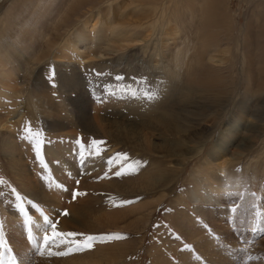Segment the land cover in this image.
<instances>
[{
	"label": "rangeland",
	"instance_id": "374dc122",
	"mask_svg": "<svg viewBox=\"0 0 264 264\" xmlns=\"http://www.w3.org/2000/svg\"><path fill=\"white\" fill-rule=\"evenodd\" d=\"M22 1L11 0L5 11ZM133 1L118 0L108 17H86L77 28L87 39L85 48L75 49L69 38L49 60L50 51L41 40L56 34V25L75 0H48L35 6L40 12L34 18L39 25L34 40L27 35L25 22L10 35L16 37L23 57L8 65L0 60V121L10 120L22 108L29 118L10 133L0 132V264H264V127L243 136L249 118L241 112L232 118L236 104L264 114V94L258 93L264 90L258 87L262 68H257L259 63L264 67V30L254 20L264 19V0H220L224 18L235 24V30L230 31L233 42L223 41L218 55L228 63L238 55V64L227 67L222 88L214 87L207 97L194 93L183 99L182 106L196 122L206 111L212 114L217 104L228 105L223 111L226 118L202 155L190 159L176 180L172 170L166 186L148 193H135L133 187L158 163L163 166L179 159L153 152L171 138L170 132L147 125L157 112L146 114L135 108L136 100L144 104L154 97L143 91L142 67L129 66L134 60L128 54L136 49L108 55L103 61L90 50L93 39L107 43L133 34L139 40L144 36L137 26L147 23L150 15L135 10ZM17 18L31 19L26 13ZM110 19L117 38L109 34ZM122 55L125 59L120 61ZM247 61L251 62L249 85L241 75ZM79 63H84L81 71L76 68ZM132 68L139 71L132 73ZM210 81L216 85L214 78ZM248 89L251 92L245 95ZM179 96H172L168 104L177 105ZM184 120L170 122L180 131ZM202 124L200 132H213L210 119ZM129 128L139 131L146 144L126 145L124 134ZM244 138H251L253 146L240 145ZM7 140L12 141L11 148L4 151ZM186 146L178 147L187 152ZM213 146L219 152L215 164L238 159L229 164L231 186L194 175L210 159ZM10 151L14 159L7 158ZM206 195L216 198L205 202ZM146 211H153L150 218Z\"/></svg>",
	"mask_w": 264,
	"mask_h": 264
},
{
	"label": "bare ground",
	"instance_id": "6f19581e",
	"mask_svg": "<svg viewBox=\"0 0 264 264\" xmlns=\"http://www.w3.org/2000/svg\"><path fill=\"white\" fill-rule=\"evenodd\" d=\"M10 1L11 0H0V60H3L7 65L12 64L14 60H17L18 58L23 57L21 50H19L16 37L9 38L10 35L15 33L19 23L25 22L26 26L29 27L27 35L34 40L37 37V28L39 26L34 21V18L40 12L35 6L45 4L48 0H24L18 4L11 5L10 9L5 11L6 4ZM117 1L118 0H81L80 3H78L75 0L71 5L72 7L69 6L71 7L70 9H65L62 22L56 25V34H50L47 38H42L43 41L41 40L40 44H46L50 51L47 60H49L53 53L61 48L62 44L67 42L69 38L70 40H73V46L75 49L80 50L81 48H85L87 45V39L81 31L77 30L78 26H80L81 23L82 25L84 24L86 17L89 18L90 16H95L99 19L103 14L108 17L111 15L110 8L112 4L114 5ZM131 6L137 11L150 15V20L147 23L137 26L138 31L145 32L144 36H140L141 39L139 40V38L135 36L136 34H133L129 38L126 36L115 40H113V38L111 41L108 40L107 43H99L97 39H93L94 43L90 47V50L91 52H94L93 56L95 59L97 58L99 61H103L109 58L108 55H113L122 50L123 52H128L129 50L136 49V51H131V55L128 54V57L134 60V62H129V66L132 67L133 65H137L142 67L143 72H141V76H143L145 80H143V83L140 81V83L146 87H144L143 91L151 93L154 97H151L148 101H144V104H142V100H136L135 108L137 110L144 109L146 114L157 112L158 114L152 116L150 120L146 121L147 125L150 128H153V130L157 127L160 130L163 128L170 132L171 138L165 140L164 144L159 149L153 151L151 150L152 148H145L154 153L162 154L161 157L164 158H179L178 161L176 160V163L172 160L168 161L163 166L158 163V168L153 170L154 172L144 174L136 184L137 188L136 186L133 187L135 193H148L166 186L165 181L172 170L175 172L172 179L176 180V175L179 172H182V169L186 167L187 162L194 157L202 155L203 150L208 146L209 142L213 140V137L216 134V128L226 118V113H223V111L228 105L224 107L223 105L217 104V109L213 110L212 114H207L206 111V114L201 115V118L195 122L189 118V115L193 113L187 111V106H182L183 99H187L194 93H198L201 97H207L214 87L222 88L223 82L226 83L224 78H227L226 75H228H225V72L229 67H234L238 64V55L234 57L231 63L226 62L224 57L218 55L219 50L223 46V41L230 40L233 42L234 38L230 31L235 30V24L230 25L229 21L228 23L226 22V18H224L221 11V9L225 11L224 5H220V0H134ZM262 6H264V4ZM18 9L21 11L19 14L16 13V10ZM102 9H104V11H102ZM23 13L28 14L31 19L28 21L18 20L17 17ZM60 14H62V11ZM256 15L257 10L255 16ZM256 19L257 18L254 20L259 24L260 31L264 30V19ZM100 22L99 25L102 24V21ZM111 23L112 20L110 21V26L108 25L109 34L111 33L117 38L118 31ZM96 28L97 25H94L93 30ZM42 32L43 29L40 28V33L42 34ZM89 33L90 31L88 34ZM109 34L107 33L106 37H108ZM134 39H136V41H133ZM8 40H10L9 43ZM19 43L24 45V42ZM171 46L173 47L170 48ZM236 49L238 54V47ZM244 53L246 55L245 51ZM123 55L125 54L123 53ZM123 55L121 56L120 61L125 59V56ZM245 58L246 57L244 56L243 61ZM144 59H147L148 61L146 64L143 62ZM52 62H55V60ZM248 63L249 62L247 61L241 68V75L247 77V85H249L252 79ZM82 64L84 65V63H79V65L76 66L78 71L82 70ZM61 65L65 67L70 66V64L66 62H62ZM118 66L120 67V64ZM257 68H262V70H258L260 74V84L258 87H264V76L262 75L264 74V67L259 63ZM135 71L139 70L134 68L132 73ZM222 75H225V77H222ZM235 75L236 72L234 76ZM30 76L31 73H29L28 77ZM210 78L215 79V86L211 85ZM26 80L24 82H27ZM136 84H138V82H136ZM260 91L261 92L258 93L264 94V90ZM248 92H251V90H246L245 95H248ZM174 95H180L175 103L177 105L168 104L171 97ZM161 98H164V101H161ZM168 98L169 100L166 101ZM178 102H181V104L179 105ZM252 106L253 108L256 107L254 105ZM241 107L244 108L241 109ZM240 112L241 115L249 118L248 123L246 124V130L242 132L243 136L253 134L255 133L254 131L258 132L257 129L264 127L262 111L256 110L253 112L251 108H247L244 104L239 107L238 104H236L232 118L238 117V113ZM179 117L185 119L182 124V130L180 131L177 129L175 130L170 122L172 118ZM25 118L29 117L25 114L24 109H19L18 112L14 113V116L10 120L6 122L0 121V132L10 133L11 130ZM95 119L96 118H94L92 122L95 123ZM206 119H210L213 123V132L208 135H205L204 131L200 132V128L204 126L202 123H204ZM172 135L177 139L176 141L173 140ZM114 137L117 138L118 135L116 134ZM124 137L126 145L128 146L137 143L146 144L143 135L134 128H129L124 134ZM250 143L252 144L250 145ZM11 144V140L3 142L2 148L4 151L11 148ZM185 144H187L186 147H188L190 151H180L179 147L182 148ZM239 144L246 147H252L253 140L251 141V138H244ZM223 147L227 148V146ZM13 153V151H10L7 158H13ZM217 153L219 152L216 147L213 146L212 152L208 155V158L210 159L206 158L205 165L201 172L195 171L194 175H199L204 182L209 179L211 181L215 180L216 182H219L220 185L224 182H228L229 186H231L232 175L228 171L229 164L235 163L238 159L234 157L232 159L225 157L226 159H223L222 162L215 164L218 159L215 157ZM15 163H12V165L15 166ZM24 169L26 168L24 167ZM23 173L21 177H23ZM21 177L19 178L21 179ZM211 181H209V183H211ZM162 182L165 184L163 185ZM32 189L34 190V188ZM212 189L213 188H210V190ZM28 190L29 188L27 191ZM191 196L199 198L198 195ZM212 196L206 195L205 202H210L213 199ZM152 213L153 211H146V217L149 216L150 218ZM147 222L148 220L145 223ZM94 229L96 230V228Z\"/></svg>",
	"mask_w": 264,
	"mask_h": 264
},
{
	"label": "snow or ice",
	"instance_id": "6c2138e0",
	"mask_svg": "<svg viewBox=\"0 0 264 264\" xmlns=\"http://www.w3.org/2000/svg\"><path fill=\"white\" fill-rule=\"evenodd\" d=\"M65 215H67V213H65ZM44 219H45V223L50 224L51 227H52L53 229H55L56 225H55V224H51V222L48 220V217H45ZM68 235H69V236H72V235H75V234H74V233H69ZM43 239H44L45 243H49V239H48V236H47V235H45ZM90 239H91V238H90Z\"/></svg>",
	"mask_w": 264,
	"mask_h": 264
}]
</instances>
